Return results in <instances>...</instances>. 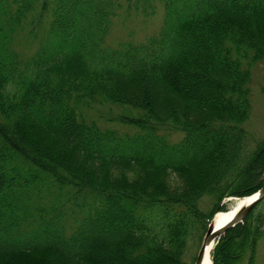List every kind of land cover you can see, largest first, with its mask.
I'll return each mask as SVG.
<instances>
[{"label":"trees","instance_id":"obj_1","mask_svg":"<svg viewBox=\"0 0 264 264\" xmlns=\"http://www.w3.org/2000/svg\"><path fill=\"white\" fill-rule=\"evenodd\" d=\"M161 1L158 35L112 49L111 3L58 0L23 60L14 35L51 0H12L13 15L0 0V264H187L188 240L201 248L224 201L263 187L264 140L246 124L264 0ZM102 102L138 133L90 121ZM263 204L223 235L213 264H257Z\"/></svg>","mask_w":264,"mask_h":264},{"label":"rangeland","instance_id":"obj_2","mask_svg":"<svg viewBox=\"0 0 264 264\" xmlns=\"http://www.w3.org/2000/svg\"><path fill=\"white\" fill-rule=\"evenodd\" d=\"M57 2L58 0H51L50 9L52 10L42 16L39 22L37 21L39 11L28 15V18L17 30L18 33L14 35L12 49L23 60L33 58L41 45L45 43L52 20V11L57 9ZM103 2L111 3L115 14L111 18L110 32L106 38V46L109 48L120 49L121 46L127 44L139 45L146 43L148 39L158 35L164 27L166 13L164 3L161 0H103ZM5 4L8 9H11L10 12L13 15L15 6H13L12 0H8L7 3L6 0H2L1 7L6 6ZM252 77L250 88L253 111L246 127L254 136L255 141H262L264 140V59L253 66ZM84 112L90 121L96 122L102 129L117 130L121 134L128 133L130 136L138 133L136 130L129 129L116 122L117 118L126 112L119 106L102 102L95 104L91 109H87ZM164 134L172 142H177L182 138V134L177 132H165ZM168 184L173 191L181 189L179 182L173 175L168 177ZM237 200V198L226 199L224 201V209L219 212L229 211ZM212 204L213 200L206 198L203 200L201 208L203 210L210 209ZM69 206L71 207L72 205L70 204ZM69 206L68 208H70ZM73 210L76 212L75 218L82 216L80 209L74 207ZM68 211L70 214V210ZM257 211H264V204L259 206ZM222 237L215 242V246ZM198 242L197 236L188 240V249L183 258L184 262L187 261V264L195 263L196 260L192 261V259L197 256L200 250ZM258 249L257 264H264V242L259 245Z\"/></svg>","mask_w":264,"mask_h":264},{"label":"water","instance_id":"obj_3","mask_svg":"<svg viewBox=\"0 0 264 264\" xmlns=\"http://www.w3.org/2000/svg\"><path fill=\"white\" fill-rule=\"evenodd\" d=\"M246 199H247V202L245 206L240 207L222 227L218 229H214L212 227V223L214 220L213 218L208 228V232L203 240L202 246L197 254L196 261L194 264H202L207 248L212 246L229 229L234 228L235 226L243 223L245 218L255 208V206H257L260 202L264 200V185L256 194ZM218 212H219V209H218Z\"/></svg>","mask_w":264,"mask_h":264},{"label":"bare ground","instance_id":"obj_4","mask_svg":"<svg viewBox=\"0 0 264 264\" xmlns=\"http://www.w3.org/2000/svg\"><path fill=\"white\" fill-rule=\"evenodd\" d=\"M246 202H247L246 198L238 199L234 204V206L229 211L218 212L214 217L212 227L214 229H218L222 227L240 207L245 206ZM214 247H215V243L207 248L202 264H213L212 252L214 250Z\"/></svg>","mask_w":264,"mask_h":264}]
</instances>
